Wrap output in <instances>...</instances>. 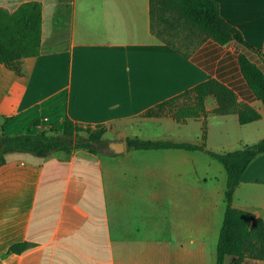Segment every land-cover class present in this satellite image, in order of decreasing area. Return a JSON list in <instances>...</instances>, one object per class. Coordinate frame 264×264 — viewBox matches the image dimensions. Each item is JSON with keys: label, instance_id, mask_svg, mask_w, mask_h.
Listing matches in <instances>:
<instances>
[{"label": "crops", "instance_id": "1", "mask_svg": "<svg viewBox=\"0 0 264 264\" xmlns=\"http://www.w3.org/2000/svg\"><path fill=\"white\" fill-rule=\"evenodd\" d=\"M29 1L41 8L39 52L21 59L19 73L0 63V134H57L67 117L104 126L106 143L95 154L5 156L0 264H215L226 207L222 164L201 150L130 149L126 139L201 144L205 124L206 148L229 152L264 137V108L238 63L245 55L264 71V0H214L255 50L201 38L188 55L152 33L149 0H0V9ZM207 78L260 118L144 116ZM204 105L211 111L214 97ZM113 140L123 141L122 152L108 149ZM232 206L264 224V153L242 172ZM16 243L24 248L10 252ZM235 260L227 255L224 264Z\"/></svg>", "mask_w": 264, "mask_h": 264}, {"label": "trees", "instance_id": "2", "mask_svg": "<svg viewBox=\"0 0 264 264\" xmlns=\"http://www.w3.org/2000/svg\"><path fill=\"white\" fill-rule=\"evenodd\" d=\"M152 33L168 46L188 55L190 48L201 38H211L223 45L230 41L255 50L242 38L240 32L227 23L219 13L214 0H149ZM178 25L187 33L182 37L186 44L183 52L166 37ZM41 38V8L38 2L21 4L13 12L0 9V63L20 72L23 57L38 54ZM238 63L246 83L264 108V71L251 62L245 55H239ZM214 97L216 106L205 109L204 100ZM170 113L177 121L187 118L206 117L208 113L216 115L236 114L240 124H246L260 118V114L251 106L240 102L235 93L216 79L207 78L190 89L170 97L148 109L144 116H161ZM105 127L90 126L65 118L60 133L41 131L35 134L8 136L0 134V164L9 153H29L46 157L54 152L69 153L74 149H83L89 153H99L106 141L103 139ZM201 144L149 141L138 137L127 138L130 149L181 148L201 150L216 159L226 171L224 200L226 203L222 225L216 246V263L224 264L225 256L236 257L235 263L244 258H264V224L252 213L232 206L234 189L248 163L257 155L264 153V137L252 144L229 151L216 152L206 148L205 124L201 129ZM23 244L10 246V252H19Z\"/></svg>", "mask_w": 264, "mask_h": 264}, {"label": "rangeland", "instance_id": "3", "mask_svg": "<svg viewBox=\"0 0 264 264\" xmlns=\"http://www.w3.org/2000/svg\"><path fill=\"white\" fill-rule=\"evenodd\" d=\"M187 33V30L183 29V26L178 25L176 29L171 30V34L166 35L170 41L173 42L175 46L180 48L181 50H186V44L182 41V37ZM33 134V133H29Z\"/></svg>", "mask_w": 264, "mask_h": 264}, {"label": "water", "instance_id": "4", "mask_svg": "<svg viewBox=\"0 0 264 264\" xmlns=\"http://www.w3.org/2000/svg\"><path fill=\"white\" fill-rule=\"evenodd\" d=\"M108 149L112 153H120V152H122L123 149H124L123 141L122 140L109 141V143H108Z\"/></svg>", "mask_w": 264, "mask_h": 264}]
</instances>
